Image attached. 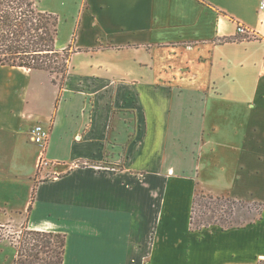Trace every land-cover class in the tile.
<instances>
[{
    "label": "crops",
    "instance_id": "1",
    "mask_svg": "<svg viewBox=\"0 0 264 264\" xmlns=\"http://www.w3.org/2000/svg\"><path fill=\"white\" fill-rule=\"evenodd\" d=\"M260 4L261 0H80L71 40L62 45L56 41L58 50L71 45L75 51L68 77L60 90L48 75L57 87L54 104L36 122L52 125L47 157L58 162L53 174L60 177L38 182L35 200L46 184L63 193L71 180L125 183L119 192L133 197L136 206L130 210V224L138 236L132 233L123 243V227L114 222L118 214L113 208V213L105 211L99 222L90 223L104 237L98 245L88 246L97 250L93 253L97 261L258 264L264 260ZM238 26L248 29L249 36L240 35ZM230 38L239 40L224 41ZM78 55L82 67H77ZM5 70L23 74L26 92L33 76L43 72L0 66V89L15 85L2 73ZM1 97L0 93V119L19 118L21 107L27 106L26 95L20 103ZM116 110L135 111L137 134L127 147L134 156L131 173L108 175L88 167L80 170L83 178L74 177L77 166L72 162L101 159L109 138L127 133L112 127ZM59 129L63 144L86 149L70 165L49 154ZM37 170L34 162L30 199ZM198 194L257 203L262 209L253 224L226 230L211 224L194 231L191 213ZM182 195L187 198L185 211L178 208ZM119 247L126 250L125 256L117 255Z\"/></svg>",
    "mask_w": 264,
    "mask_h": 264
},
{
    "label": "rangeland",
    "instance_id": "2",
    "mask_svg": "<svg viewBox=\"0 0 264 264\" xmlns=\"http://www.w3.org/2000/svg\"><path fill=\"white\" fill-rule=\"evenodd\" d=\"M79 2L80 0L36 1L38 11H47L58 15L59 45L66 44L71 40ZM78 56L75 58L77 67H82L83 58ZM9 71L5 70L2 73L8 80L15 81V85L11 88L0 89V93L3 97H13L19 103L23 101L24 95H26L27 106L25 109L21 107L20 116L17 119L8 117L0 119V225L5 226L4 235L17 237V234L26 226L33 230H58L67 236L65 264H110L105 261H97L93 256L97 250L88 249L89 245H98L99 240L104 239L99 228L90 223L99 222L105 211L113 213L110 212L113 208L114 213H117L118 216L111 217H115L114 222L123 227V243L130 241V235L134 232L130 224L132 215L130 210L136 206L133 205V197L129 193L119 192L122 190L121 186L125 185L120 180L113 182L95 180L93 183L84 184L82 182L75 184L74 180H71L72 183L69 181L66 184L64 194L54 185H44L37 195L33 211L31 214L27 213L33 187V179L30 178L33 173L34 162L36 170H39L38 182H46L55 179V177H60V175L53 174L54 166L58 165V162L56 163L47 157L50 135L46 143L40 146L33 140L31 129L36 125H41L36 124L40 116H44L46 112H50L48 110L52 109L57 87L51 83L48 73L39 72L33 76L31 89L26 92L23 74ZM3 97L1 98L4 99ZM134 112L133 110L129 113L124 110L114 111L112 127L117 128V131L126 129L127 133L124 136L113 134L109 138V142L106 143L101 159L87 160L82 158L72 162L77 157L85 155L86 149L75 147L72 144H63L60 135L64 128L56 132L49 148L50 157L61 158L62 161L67 162V165H70V162L75 164L77 172L73 176L76 178H83L84 172L80 170L88 167L96 173L129 175L131 172L128 168L133 162L132 157L134 156L130 154L132 152H129L127 147L130 142L135 140L138 129L134 120ZM45 128H48L49 134H51L52 125L48 124ZM125 142L126 144H124ZM118 143L122 145H116ZM68 169L69 167L65 170ZM142 173V171H134L136 175ZM55 196L59 197L55 199ZM181 201L182 203L178 208L185 211L187 208L185 195H182ZM225 203L216 205L215 199L210 200L207 197L198 200L195 213L197 224L202 222L209 225L221 223L240 226L254 222L258 218L259 206H254L248 202H244V204L238 202L236 204ZM230 204L233 205L232 215L231 206H228ZM27 220H29L28 225ZM133 234L135 237L138 236V232ZM118 243L121 244V242ZM117 251L119 256L126 255V250L123 252L120 247ZM15 252V248L8 240L1 242L0 264H13ZM96 258L98 259L97 254Z\"/></svg>",
    "mask_w": 264,
    "mask_h": 264
},
{
    "label": "trees",
    "instance_id": "3",
    "mask_svg": "<svg viewBox=\"0 0 264 264\" xmlns=\"http://www.w3.org/2000/svg\"><path fill=\"white\" fill-rule=\"evenodd\" d=\"M37 0H0V66L20 67L32 71H43L49 74L52 82L63 90L69 72V62L75 51L71 45L59 51L56 41L59 35L58 16L37 10ZM248 38L249 37H245ZM239 39H226L225 42H235ZM36 173L35 187L33 189L27 213L31 214L34 208L36 187L38 185ZM215 199L216 205L241 203L230 197L206 196L199 194L194 198L191 213L192 230H200L209 224H197L195 213L198 200ZM232 204L231 215L233 214ZM258 211H261V204ZM29 220H27V225ZM253 224V221L250 222ZM223 230L235 225L215 223ZM246 224L240 225L244 226ZM5 226L0 225V243L8 240L15 248L13 264H65L67 252V236L59 231H41L22 228L17 237L4 235ZM258 264H264L260 260Z\"/></svg>",
    "mask_w": 264,
    "mask_h": 264
},
{
    "label": "built area",
    "instance_id": "4",
    "mask_svg": "<svg viewBox=\"0 0 264 264\" xmlns=\"http://www.w3.org/2000/svg\"><path fill=\"white\" fill-rule=\"evenodd\" d=\"M260 10H264V0H261ZM238 33L240 35L249 36L250 31L246 29L244 26H238ZM264 62V55H263ZM33 140L35 143L43 146L49 138V130L41 125H37L32 129Z\"/></svg>",
    "mask_w": 264,
    "mask_h": 264
}]
</instances>
